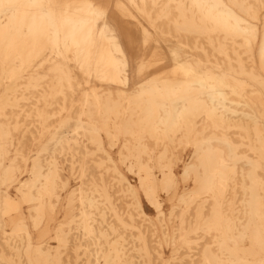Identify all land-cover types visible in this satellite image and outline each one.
<instances>
[{
    "label": "bare ground",
    "instance_id": "obj_1",
    "mask_svg": "<svg viewBox=\"0 0 264 264\" xmlns=\"http://www.w3.org/2000/svg\"><path fill=\"white\" fill-rule=\"evenodd\" d=\"M0 264H264V0H0Z\"/></svg>",
    "mask_w": 264,
    "mask_h": 264
},
{
    "label": "rangeland",
    "instance_id": "obj_2",
    "mask_svg": "<svg viewBox=\"0 0 264 264\" xmlns=\"http://www.w3.org/2000/svg\"><path fill=\"white\" fill-rule=\"evenodd\" d=\"M117 155H116V153H114V157H116ZM69 159V158H68ZM190 159H191V156H190V152L188 151V152H186V153H184L183 154V161L184 162H189L190 161ZM91 165H94L95 166V162L92 164V163H90ZM183 163H180L179 165H178V168H177V172L178 173H180L181 172V170H182V165ZM77 167H78V165H77V163L75 164V168L77 169ZM127 177L129 178V180L131 181V183H133L134 185L135 184H137V182H138V180H137V176H135V175H128L127 174ZM74 183V182H73ZM193 186V183L192 182H189L188 184H187V188H191ZM11 194L13 195V196H15V190L14 189H12L11 190ZM168 205L166 206V209L168 210ZM146 210H147V212H148V214L150 215V216H154V212H152V210L150 209V207H148V206H146ZM61 218H62V216L60 215V220H61ZM50 245L51 246H55L56 245V242H54V241H51V243H50ZM171 256V252H170V250H168V249H165L164 250V257L165 258H169Z\"/></svg>",
    "mask_w": 264,
    "mask_h": 264
}]
</instances>
